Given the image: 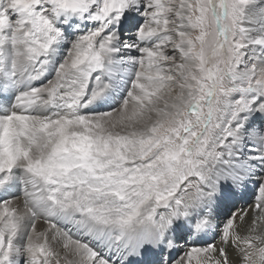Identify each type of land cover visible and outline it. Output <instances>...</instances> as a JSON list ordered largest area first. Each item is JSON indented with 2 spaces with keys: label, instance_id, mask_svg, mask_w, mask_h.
Listing matches in <instances>:
<instances>
[{
  "label": "snow or ice",
  "instance_id": "6c2138e0",
  "mask_svg": "<svg viewBox=\"0 0 264 264\" xmlns=\"http://www.w3.org/2000/svg\"><path fill=\"white\" fill-rule=\"evenodd\" d=\"M0 264H264V0H0Z\"/></svg>",
  "mask_w": 264,
  "mask_h": 264
}]
</instances>
